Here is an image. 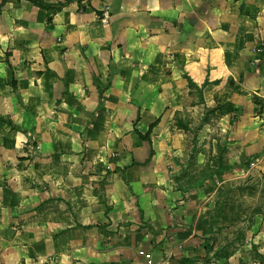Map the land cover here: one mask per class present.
<instances>
[{
  "label": "crops",
  "instance_id": "obj_1",
  "mask_svg": "<svg viewBox=\"0 0 264 264\" xmlns=\"http://www.w3.org/2000/svg\"><path fill=\"white\" fill-rule=\"evenodd\" d=\"M43 1L0 0V264H264L222 201L264 195V0Z\"/></svg>",
  "mask_w": 264,
  "mask_h": 264
},
{
  "label": "rangeland",
  "instance_id": "obj_2",
  "mask_svg": "<svg viewBox=\"0 0 264 264\" xmlns=\"http://www.w3.org/2000/svg\"><path fill=\"white\" fill-rule=\"evenodd\" d=\"M53 6H57V3L53 4ZM252 185V184H250ZM243 186H247L244 182ZM254 187L250 188L249 192L244 188L239 185L231 186V184H225L222 188V192L226 195V197L222 200L225 206H229L231 203L232 204H238L240 207L241 205H254L259 209L254 207V211L256 214L261 215L262 219L264 220V195L261 197L259 194L257 195V190L260 188V183L258 184H253ZM264 186V185H263ZM238 189V190H236ZM241 190V191H240ZM253 191V195H249L248 193H251ZM241 192V193H240ZM228 195V196H227ZM262 198V199H261ZM263 206V209L261 210L260 208ZM256 209V210H255ZM226 210V208H225ZM250 213V212H249ZM228 214V213H227ZM252 214V213H250ZM247 217L246 212L240 211L237 213V216L229 218H225L221 221L219 227L217 228V238L216 240L218 242L222 241L225 237V234L227 233L228 235L230 234V228L225 227L226 224H231L235 223L237 226L241 224V222L245 221ZM242 235L239 231H237V235Z\"/></svg>",
  "mask_w": 264,
  "mask_h": 264
},
{
  "label": "trees",
  "instance_id": "obj_3",
  "mask_svg": "<svg viewBox=\"0 0 264 264\" xmlns=\"http://www.w3.org/2000/svg\"><path fill=\"white\" fill-rule=\"evenodd\" d=\"M34 4H37L38 6L42 7V8H47V9H51L52 11L57 10L60 7V4H57V6H51L48 3L44 2L43 0H29ZM148 133L144 136L145 138H147Z\"/></svg>",
  "mask_w": 264,
  "mask_h": 264
},
{
  "label": "built area",
  "instance_id": "obj_4",
  "mask_svg": "<svg viewBox=\"0 0 264 264\" xmlns=\"http://www.w3.org/2000/svg\"><path fill=\"white\" fill-rule=\"evenodd\" d=\"M263 159H264V157H263ZM256 161V160H255Z\"/></svg>",
  "mask_w": 264,
  "mask_h": 264
}]
</instances>
